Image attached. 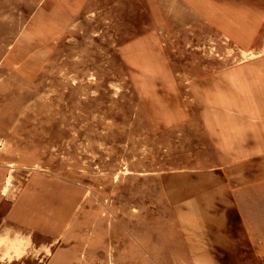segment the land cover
I'll return each mask as SVG.
<instances>
[{
    "label": "rangeland",
    "instance_id": "rangeland-1",
    "mask_svg": "<svg viewBox=\"0 0 264 264\" xmlns=\"http://www.w3.org/2000/svg\"><path fill=\"white\" fill-rule=\"evenodd\" d=\"M0 264H264V0H0Z\"/></svg>",
    "mask_w": 264,
    "mask_h": 264
},
{
    "label": "bare ground",
    "instance_id": "bare-ground-1",
    "mask_svg": "<svg viewBox=\"0 0 264 264\" xmlns=\"http://www.w3.org/2000/svg\"><path fill=\"white\" fill-rule=\"evenodd\" d=\"M8 246L10 249H13V250L18 249V245H17L16 241H14V240H11L10 242H8Z\"/></svg>",
    "mask_w": 264,
    "mask_h": 264
}]
</instances>
